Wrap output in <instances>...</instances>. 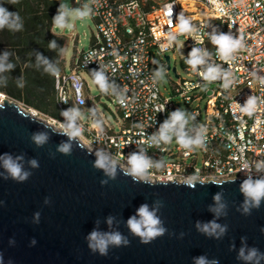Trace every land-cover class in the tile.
I'll use <instances>...</instances> for the list:
<instances>
[{
	"label": "built area",
	"instance_id": "1",
	"mask_svg": "<svg viewBox=\"0 0 264 264\" xmlns=\"http://www.w3.org/2000/svg\"><path fill=\"white\" fill-rule=\"evenodd\" d=\"M89 5L98 32L91 45L75 56L71 70L55 75L61 112L73 107L81 112L82 118L77 121L83 129L82 135L77 137L81 144L95 154L105 152L125 171L128 170L127 157L143 151L153 162L164 165L150 170L142 178L152 182H184L197 170L203 182L248 175L253 179L264 177V171L255 169V163L264 160V85L259 83V79L264 78V0H164L157 3L90 0ZM222 9L228 15H224ZM181 13L192 19L199 40L196 36L178 33L176 25ZM214 31H231L234 36L242 32L246 39V50L237 54L231 66L236 82L227 89L222 86V80L204 81L199 75L204 66L193 72L185 63L193 48H201L211 54L208 63L229 68L228 63L218 59L209 40ZM168 34L176 35L177 39L162 50ZM180 37L186 47V53L180 57L185 75L173 66L176 80L171 79L172 92L166 95L155 70L160 60L170 73L171 56L168 62L166 55L169 51H179ZM92 68L106 77L107 93L120 113L115 125L100 111L96 96L89 93L87 81L81 75V71ZM0 95L11 99L4 93ZM121 96L123 104L119 102ZM176 97L191 108L190 115L195 117L185 129L189 135L195 136L201 126L207 129L203 147L187 155L175 139L159 146L147 142L171 112L181 110ZM249 97H256L259 107L252 117L239 110ZM32 110L35 117L43 114L63 131V116L55 118ZM50 120L43 121L51 125ZM94 121H100V128L92 126ZM245 163L249 165L247 169L243 167Z\"/></svg>",
	"mask_w": 264,
	"mask_h": 264
},
{
	"label": "water",
	"instance_id": "2",
	"mask_svg": "<svg viewBox=\"0 0 264 264\" xmlns=\"http://www.w3.org/2000/svg\"><path fill=\"white\" fill-rule=\"evenodd\" d=\"M39 132L49 137L42 147L31 139ZM62 142H68L63 131L12 100L0 103V157L22 156L19 163L31 173L18 182L0 159L2 264H195L200 256L218 264H246L237 258L245 244L264 254V201L250 215L240 210L245 199L240 186L247 177L197 182L193 189L184 182L133 179L116 165L115 179H110L94 167L96 154L77 138L71 141L70 155L57 150ZM33 159L39 167L31 166ZM102 180L108 183L102 185ZM216 193H222L227 206V214L219 217L209 210ZM157 201L162 203L157 215L167 231L142 243L127 221L142 204L151 209ZM212 220L227 225L219 239L196 228L197 222ZM93 230L119 232L128 243L110 245L107 255H101L89 248L87 237Z\"/></svg>",
	"mask_w": 264,
	"mask_h": 264
},
{
	"label": "clouds",
	"instance_id": "3",
	"mask_svg": "<svg viewBox=\"0 0 264 264\" xmlns=\"http://www.w3.org/2000/svg\"><path fill=\"white\" fill-rule=\"evenodd\" d=\"M13 3L17 0H12ZM214 2V0H213ZM224 15H228L227 12L221 10ZM91 8L85 6L83 9L71 10L65 5L60 6V11L57 16L53 19L54 27L61 30L73 29V21L79 19L84 20L91 15ZM170 14V13H169ZM70 18V19H69ZM20 18L17 14L8 12L5 8L0 7V29L8 27L11 30H20L22 24L19 22ZM179 34H187L189 36H196L199 40V33L197 28L192 24V19L185 17L182 13L178 16V24L176 25ZM177 37L173 34H168L166 36L167 43L161 46V49H167L171 44L176 41ZM209 40L211 44L216 49V56L222 62L228 63L229 68L223 69L219 64L208 63L211 58V54L206 49L193 48L185 63L190 66L193 72L198 71L199 66H204L203 70L199 72L202 79L208 83H212L218 80L223 81V87L225 89L229 88L232 84L236 82V77L233 74L232 64L237 59V54L243 50H246L247 44L244 34L241 32L239 35L234 36L231 31L224 32L214 31L210 34ZM202 43V41H200ZM51 48L56 47L55 41L51 42ZM7 54H5L6 58ZM38 59H42L38 56ZM44 63L47 65L46 71L52 72L53 75H58V71L48 64L45 60ZM11 68V65H5L3 60H0V72L5 69ZM157 78H163V70H158L155 73ZM255 76V73L252 74ZM93 83L99 87V90L103 93L109 91V85L107 83L106 77L102 72H96ZM259 83L264 85V78L259 79ZM79 94V89H77ZM119 102L124 103L123 97H119ZM83 103V100H80ZM240 112L252 117L255 113L259 111L258 101L256 97H249L243 107H240ZM62 116L65 122L61 124L63 129V134L68 137V142H62L58 146V151L65 154H71V141L77 137H80L83 133L82 127L77 123L78 120L82 118L79 109L73 107L62 112ZM190 119H195L194 116L189 117L183 110H175L171 112L169 117L160 125L157 133L153 134L148 138V143L159 146L161 143L167 145L170 144L173 139L175 143L183 150L185 154L191 153L195 148H201L205 142V136L207 129L201 126L197 131L195 136L189 135L186 131V126L189 124ZM94 128H100V121H94ZM32 141L37 147H42L47 143L49 137L46 132L34 133L31 137ZM96 160L94 162V167L102 170L105 175L110 179H115L116 176V164L117 160L113 159L111 156L103 151L96 152ZM3 161V168L6 170L8 175L18 182L25 181L31 173L24 171L23 166L19 163L23 157H16L13 159L11 155L5 154L0 157ZM32 167H39L38 162L33 159L30 161ZM128 170L126 175L136 178H144L152 169H161L164 165L161 162H153V160L148 157L143 151L139 153H132L127 157ZM245 169L249 167L247 163L243 165ZM255 169L257 172L264 171V160L257 161L255 163ZM6 179L8 177H5ZM203 183L199 175V170L195 174L185 178L184 183L187 187L195 188L196 183ZM107 180H102L101 184H107ZM240 190L243 193L245 199L243 205L241 206L242 214L250 215L252 208H259L261 202L264 201V177L258 179H253L251 175L242 182ZM215 206H210L209 210L212 211L215 216L226 215V204L222 202V193H216L214 196ZM47 203V200L45 201ZM162 207V203L157 201L153 208H149L147 204H142L136 212V215L131 216L127 221V226L131 233L141 238L142 243H148L158 236L163 235L167 230L162 226V221L157 215V212ZM37 218L39 213L36 214ZM111 217L108 219L109 225L112 223ZM196 228L201 233L219 239L227 231V225H220L215 220L209 221L207 223H196ZM89 241V248L93 251H99L101 255H107V250L110 245L120 246L121 244H127L128 241L119 232L111 233H101L93 230L87 237ZM246 238H242V241ZM35 243V241H33ZM234 248V245L232 246ZM238 259L243 260L246 264H260L261 260H264V254L260 253L255 247L248 248L245 244L242 246L238 252ZM0 264H2V257H0ZM195 264H218L216 260L209 262L206 257L200 256L195 258Z\"/></svg>",
	"mask_w": 264,
	"mask_h": 264
},
{
	"label": "trees",
	"instance_id": "4",
	"mask_svg": "<svg viewBox=\"0 0 264 264\" xmlns=\"http://www.w3.org/2000/svg\"><path fill=\"white\" fill-rule=\"evenodd\" d=\"M60 2L17 0L13 3L12 0H0V7L17 14L22 24L18 31L8 27L0 29V60L12 66L0 72V92L55 118H62L55 75L46 71L44 61L58 72L65 70L67 37L56 33L53 24ZM150 3L153 1L150 0ZM53 41L55 48L50 47ZM38 56L42 59H38Z\"/></svg>",
	"mask_w": 264,
	"mask_h": 264
},
{
	"label": "rangeland",
	"instance_id": "5",
	"mask_svg": "<svg viewBox=\"0 0 264 264\" xmlns=\"http://www.w3.org/2000/svg\"><path fill=\"white\" fill-rule=\"evenodd\" d=\"M90 0H61L60 6L63 4L67 8L71 10L75 9H83L85 6L89 5ZM153 3L161 2L164 0H152ZM60 11V7H59ZM70 19V18H69ZM74 27L73 29H64L61 30L57 28V31L62 32L67 37V43H66V49H65V71L69 72L72 68L73 60L75 56L83 49H87L92 41L94 40V36L97 34V24L96 19L91 15L88 18H85L84 20H75L73 21ZM178 47L179 51H169L168 55L171 56V64L172 69L169 71L168 74L161 61L159 60V68L155 70L157 72L158 70H163L164 76L163 78L159 79V85L163 93L166 95H170L172 92V86H171V79L176 80V73L173 70V66H177V72L180 73L182 76L185 75L184 71V64L181 60V56L186 53V47L184 44V39L180 37L178 39ZM96 69L92 68L91 70H84L81 71L82 77L87 81V84L89 86V93L92 96H96V101L98 102V106L100 111H102L107 119L115 125L116 119L119 117V112L116 109L115 102H113L112 97L108 93H103L99 90V87L93 83V79L96 73ZM8 98H4L0 95V103H3L4 100H7ZM11 100V99H9ZM12 101L16 102L25 112L30 113L33 112V107H28L24 105L22 102L15 101L12 99ZM175 101L180 104L181 110H183L187 116L191 117L190 110L191 108L188 107L185 102L181 98H175ZM33 114V113H32ZM37 118H41V120H47L50 119L43 114H38ZM191 120V119H190ZM51 126H53L56 130H59V126L55 124L53 121H51Z\"/></svg>",
	"mask_w": 264,
	"mask_h": 264
},
{
	"label": "crops",
	"instance_id": "6",
	"mask_svg": "<svg viewBox=\"0 0 264 264\" xmlns=\"http://www.w3.org/2000/svg\"><path fill=\"white\" fill-rule=\"evenodd\" d=\"M58 14H59V12H58ZM58 14H57V15H58ZM54 31H55L56 33H59V34H63L62 32L57 31V28H56V27H54ZM65 49H66V47H65ZM64 58H65V51H64Z\"/></svg>",
	"mask_w": 264,
	"mask_h": 264
},
{
	"label": "bare ground",
	"instance_id": "7",
	"mask_svg": "<svg viewBox=\"0 0 264 264\" xmlns=\"http://www.w3.org/2000/svg\"><path fill=\"white\" fill-rule=\"evenodd\" d=\"M33 115H35V114H33Z\"/></svg>",
	"mask_w": 264,
	"mask_h": 264
}]
</instances>
